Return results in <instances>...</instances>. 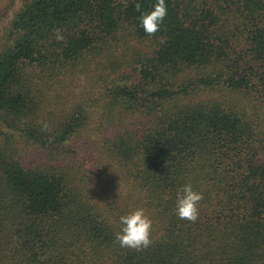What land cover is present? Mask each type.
Listing matches in <instances>:
<instances>
[{
  "label": "trees",
  "instance_id": "16d2710c",
  "mask_svg": "<svg viewBox=\"0 0 264 264\" xmlns=\"http://www.w3.org/2000/svg\"><path fill=\"white\" fill-rule=\"evenodd\" d=\"M165 2L151 37L156 0L1 12L0 264H264V0ZM137 207L141 251L115 241Z\"/></svg>",
  "mask_w": 264,
  "mask_h": 264
},
{
  "label": "clouds",
  "instance_id": "9594fccd",
  "mask_svg": "<svg viewBox=\"0 0 264 264\" xmlns=\"http://www.w3.org/2000/svg\"><path fill=\"white\" fill-rule=\"evenodd\" d=\"M136 11L141 12V5H135ZM167 16V5L165 0H156L151 11L141 12L140 25L148 36H155L161 31V25ZM55 38L59 41L64 39L60 28L53 29ZM161 43L165 38L160 37ZM47 126L45 125V128ZM203 194L193 189L191 183L183 184L177 190L176 215L181 220L196 222L199 218V204ZM121 229L115 235V241L122 248H130L137 251L148 248L152 244V220L147 215L144 207H137L126 215L119 218Z\"/></svg>",
  "mask_w": 264,
  "mask_h": 264
},
{
  "label": "rangeland",
  "instance_id": "374dc122",
  "mask_svg": "<svg viewBox=\"0 0 264 264\" xmlns=\"http://www.w3.org/2000/svg\"><path fill=\"white\" fill-rule=\"evenodd\" d=\"M8 1L9 0H1V3H0V29L6 25V21L5 19L7 17H4V16H1V12L5 10V6L8 4ZM12 16V14L10 15V17Z\"/></svg>",
  "mask_w": 264,
  "mask_h": 264
}]
</instances>
